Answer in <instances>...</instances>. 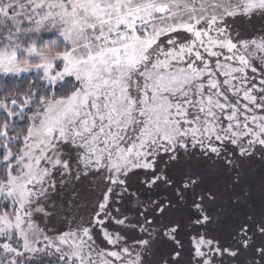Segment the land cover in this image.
Listing matches in <instances>:
<instances>
[{
	"label": "snow or ice",
	"instance_id": "6c2138e0",
	"mask_svg": "<svg viewBox=\"0 0 264 264\" xmlns=\"http://www.w3.org/2000/svg\"><path fill=\"white\" fill-rule=\"evenodd\" d=\"M0 264H264V0H0Z\"/></svg>",
	"mask_w": 264,
	"mask_h": 264
}]
</instances>
